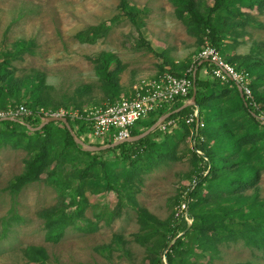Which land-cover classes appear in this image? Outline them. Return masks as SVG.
Returning <instances> with one entry per match:
<instances>
[{
  "label": "rangeland",
  "instance_id": "rangeland-1",
  "mask_svg": "<svg viewBox=\"0 0 264 264\" xmlns=\"http://www.w3.org/2000/svg\"><path fill=\"white\" fill-rule=\"evenodd\" d=\"M213 2L193 1L197 19L206 18ZM126 6L124 13L120 0H0V67H8L12 84H21L18 97L8 103H29L27 92L41 83L37 101L46 106L39 110L83 115L108 106L111 93L103 86V66L95 60L105 54L116 59L109 68L117 73L116 100L128 97L141 81L194 69L211 36L191 19L186 0H126ZM212 17H217L224 38L221 56L242 69L250 65L242 57L256 58L257 71L250 74L253 83L258 78L264 82V0H227ZM207 73L201 71L211 80ZM75 136L85 145H110L88 139L83 132ZM193 142L190 134L178 142L173 160L135 177L131 186L135 205L121 210L116 208L117 195L103 181L86 179L83 217L52 240L47 238L45 221L63 205L59 188L44 174L40 181L11 192L9 186L23 173L30 156L22 148L0 145V264H26L25 253L32 247L45 250L48 264H150L149 251L164 254L170 244L163 249L154 239L138 242L139 213L163 222L179 214L182 206L186 209L182 200L193 184V165L185 153ZM120 154L99 153L118 184L126 174ZM60 167L63 171V164ZM64 170L71 167L65 164ZM243 195L264 202V171L256 187ZM207 256H212V264H264L262 250L242 240L219 244L216 252L198 258V264Z\"/></svg>",
  "mask_w": 264,
  "mask_h": 264
},
{
  "label": "trees",
  "instance_id": "trees-1",
  "mask_svg": "<svg viewBox=\"0 0 264 264\" xmlns=\"http://www.w3.org/2000/svg\"><path fill=\"white\" fill-rule=\"evenodd\" d=\"M186 1L188 13L194 21L198 17V13L192 9L194 0ZM225 3L227 0H214L206 18L196 20L205 31H209L210 46L217 49L220 55H223L221 51L225 47L221 45L224 38L217 17L213 19L212 16ZM126 7V0H120V8L124 13ZM131 22L135 23L133 18ZM89 30L96 31V28ZM242 58L249 59L247 61L250 65L246 64V69L239 68L236 63L226 59L225 61L237 70H244L249 74L257 71L253 68L258 62L256 58ZM95 60L103 66V86L111 93V105L120 100H116L119 92L117 73L109 70L116 59L112 54H105ZM203 69L208 72L211 80L201 75ZM211 69L212 66L207 61H197L188 75L195 88L197 117L203 127L196 129V119L191 124L186 123L187 118L196 111L193 105H189L166 120L179 119L172 130L162 133L156 129L137 142L122 143L99 151L102 154L116 150L121 153L119 156L126 170L123 183L118 184L117 176L109 173L108 163L101 160L99 153L83 151L61 123H49L39 131H33L25 125L34 129L41 125L40 121L27 119L23 122H0V145L8 143L14 148H22L30 156L23 173L16 176L9 186L10 191L16 193L26 184L40 181L44 174L47 180L59 188L63 205L46 218L48 239L59 238L67 227L75 226L76 221L83 217L86 205L83 185L86 179L101 180L108 191L115 192L117 210H121L126 204L135 205L131 190L134 178L141 172L173 160L178 142L191 134L194 144L192 149L185 151V156L191 159L193 165L190 173L193 184L186 189V196L182 200L186 209L163 222L145 212L139 213L142 227L136 240L144 243L154 239L163 249L170 244L164 254L150 250V264H164L163 257L166 264H198V258L206 252H216L219 244L239 240L248 247L262 250L264 254V202L243 195L256 187L264 171V125L256 120L254 111L241 99L239 89L233 83L222 84L214 79ZM10 75L8 67H0V110L22 104L8 103V99L18 97L21 85L18 81L12 84ZM40 86L41 83L35 84L31 92H27L30 102L22 105L33 110L38 106H46L37 101ZM193 88L171 108L159 110L136 122L131 129V137L140 135L161 116L174 112L190 101ZM251 91L255 102L264 110V82L259 78L254 83L252 80ZM66 119L75 135L87 132L84 122L71 120L68 116ZM60 164H63L64 172ZM65 164L71 167L69 172L64 170ZM180 202L178 199V203ZM25 256L26 264H48L43 248H29ZM202 264H212V256H207L206 262Z\"/></svg>",
  "mask_w": 264,
  "mask_h": 264
},
{
  "label": "built area",
  "instance_id": "built-area-1",
  "mask_svg": "<svg viewBox=\"0 0 264 264\" xmlns=\"http://www.w3.org/2000/svg\"><path fill=\"white\" fill-rule=\"evenodd\" d=\"M198 61H207L211 66V76L224 83H233L243 96V100L254 111L256 120L264 125V110H261L255 102L252 91V77L244 70H237L220 55L219 51L210 45H206L198 55ZM188 71L183 76H176L169 72L162 73L151 81H141L138 87L127 98L106 106L105 108H92L83 115L70 114L64 111L50 112L39 109H29L20 104L0 110V119H9L23 122L27 119L38 120L44 123L50 117L67 116L71 120H79L85 123L88 139H98L107 142H120L131 138V129L136 122L146 118L152 113L162 109H169L177 101L186 97L193 88ZM189 102V101H187ZM196 119V128L203 127L197 119V112L189 116L187 124ZM167 120V119H166ZM160 123L156 129L165 133L177 126L179 119H172ZM184 206H182V211Z\"/></svg>",
  "mask_w": 264,
  "mask_h": 264
},
{
  "label": "water",
  "instance_id": "water-1",
  "mask_svg": "<svg viewBox=\"0 0 264 264\" xmlns=\"http://www.w3.org/2000/svg\"><path fill=\"white\" fill-rule=\"evenodd\" d=\"M239 94H240V97L241 99H243V96L241 94V91L239 90ZM189 105H193L195 108H196V112L198 113V107L195 105V88H193V95H192V98L189 102H186L181 108L175 110L174 112L172 113H167L163 116H161L151 127H149L147 130H145L143 133H141L140 135L138 136H135V137H131L130 139H127V140H124V141H120V142H113L112 144L108 145V146H104V147H93V146H89V145H85L83 142L79 141L74 132L71 130L70 128V125L69 123L67 122V119L66 118H59V117H50L48 118L44 123H41V125L37 128H31L29 125H25L27 127V129L29 130H33V131H39L40 129L43 128V126H45L46 124H49V123H61L63 124L66 129L69 131V133L71 134L73 140L75 141V143L77 145H79L83 151H86V152H91V153H96V152H99L100 150H104V149H107V148H114L116 147L117 145H120L122 143H133V142H137L139 141L140 139H143L145 138L146 136H148L150 133H152L154 130H156L157 126L164 122L166 119H168L172 114L174 113H178L180 110H182L183 108L189 106ZM6 120H9V119H0V122L2 121H6ZM13 121V120H11ZM198 121V119H197ZM197 129V128H196ZM172 244V243H171Z\"/></svg>",
  "mask_w": 264,
  "mask_h": 264
},
{
  "label": "crops",
  "instance_id": "crops-1",
  "mask_svg": "<svg viewBox=\"0 0 264 264\" xmlns=\"http://www.w3.org/2000/svg\"><path fill=\"white\" fill-rule=\"evenodd\" d=\"M205 73H207V71L205 70ZM203 76V75H202Z\"/></svg>",
  "mask_w": 264,
  "mask_h": 264
}]
</instances>
